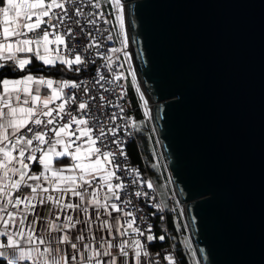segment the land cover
<instances>
[{
    "label": "water",
    "instance_id": "obj_1",
    "mask_svg": "<svg viewBox=\"0 0 264 264\" xmlns=\"http://www.w3.org/2000/svg\"><path fill=\"white\" fill-rule=\"evenodd\" d=\"M117 1L198 264H264V0Z\"/></svg>",
    "mask_w": 264,
    "mask_h": 264
},
{
    "label": "crops",
    "instance_id": "obj_2",
    "mask_svg": "<svg viewBox=\"0 0 264 264\" xmlns=\"http://www.w3.org/2000/svg\"><path fill=\"white\" fill-rule=\"evenodd\" d=\"M44 10L39 1L0 0V24L5 34H14L24 25L26 16L42 15ZM56 41L42 38L33 58L38 62L34 69L40 64L55 65L61 71L58 75L32 71L27 66L30 61L20 60L22 69L18 75L0 78V239L8 241L0 246V259L6 264H18L22 258L30 259L32 264H180L173 239L184 226L180 224L181 210H177L179 204L170 191L167 171L157 162L153 146L151 172L133 161L142 168L144 183L155 189L165 209L162 216L153 215L150 252L137 239L123 237L119 232L120 210L107 202L115 192L109 177V156L98 152L89 139L74 144L66 127L60 128L55 143L40 153L34 165L36 171L28 173L32 189L19 191L11 199L28 164L20 154L12 153L8 136L23 124L32 105L49 111L50 103L73 76L61 55L54 52ZM25 47L23 42L0 41V55ZM84 135V130H78L75 138L80 140ZM149 137L152 139L150 134ZM74 158L77 162L73 164ZM93 178L99 179L91 182ZM149 202L150 199L145 202L148 209ZM5 207L6 213L2 211ZM166 214L173 220V233ZM166 239L169 240L165 242ZM167 245L175 252L172 260L160 251Z\"/></svg>",
    "mask_w": 264,
    "mask_h": 264
},
{
    "label": "built area",
    "instance_id": "obj_3",
    "mask_svg": "<svg viewBox=\"0 0 264 264\" xmlns=\"http://www.w3.org/2000/svg\"><path fill=\"white\" fill-rule=\"evenodd\" d=\"M34 1L44 7L43 14L26 16L17 32L5 34L0 24V41L26 44L25 49L1 54L0 67L20 70L19 61H30L39 52V41L47 37L58 40L54 52L61 55L73 76L50 103L49 111L32 105L23 124L8 136L12 153L20 154L28 164L22 180L11 192V199L19 191L32 189L28 173L36 171L34 165L40 153L54 144L58 130L66 127L74 144L89 139L98 152L109 156L112 165L109 177L115 192L107 202L120 210L119 232L123 237L137 239L150 252L153 215L162 216L165 209L155 189L144 183L139 165L128 156L127 144L135 137V111L127 98L126 70L130 72L131 65L122 61V25L120 28L112 17L113 10H103L101 0ZM78 130L85 132L80 140L75 138ZM76 162V158L72 159L73 164ZM147 199L150 210L145 204ZM2 211L6 213V207ZM6 244V238L0 239V246ZM160 251L168 260L175 258L170 245L161 247ZM18 264L32 262L22 258Z\"/></svg>",
    "mask_w": 264,
    "mask_h": 264
},
{
    "label": "trees",
    "instance_id": "obj_4",
    "mask_svg": "<svg viewBox=\"0 0 264 264\" xmlns=\"http://www.w3.org/2000/svg\"><path fill=\"white\" fill-rule=\"evenodd\" d=\"M102 8L104 11H106L107 9H109L110 11L111 9L109 8V4L105 6L103 5V3H102ZM36 65H38V62L34 58H31L30 62L27 64L28 68L31 67L32 71H44L46 73H51L55 75H58L61 72L58 67L56 68L55 65L49 66V65L40 64L41 65L40 67H38L37 69H34ZM20 71L21 69L17 71H11L8 67H0V78L3 76L18 75ZM126 85H127V91H128L127 98L129 99V101L132 104V107L134 108L135 119H139L142 116V110L140 108L139 98L128 76L126 77ZM153 144H154L153 140L150 139L149 137V132L146 130H138V129L135 130V137L132 140H130L127 144V149H128L131 161L138 162L140 165H143V167H145V169H148L150 172L154 169V166H152L153 164H151L152 154L150 150ZM140 169L142 170V168ZM154 218L155 216L153 217V219ZM166 221L168 222V225H170L169 226L170 231L172 230V233H173L174 225L172 223L173 220L171 218V215L166 214ZM154 225H155V221H154ZM167 240L169 239H166L164 241L167 242ZM174 248H175L177 257L179 258L180 264H190L188 261V256L182 249L179 242L177 241V238L174 240ZM0 264H6V262L0 259Z\"/></svg>",
    "mask_w": 264,
    "mask_h": 264
},
{
    "label": "rangeland",
    "instance_id": "obj_5",
    "mask_svg": "<svg viewBox=\"0 0 264 264\" xmlns=\"http://www.w3.org/2000/svg\"><path fill=\"white\" fill-rule=\"evenodd\" d=\"M101 2L105 6L107 4H109V8H111L110 11L113 10V12L111 13L112 17L115 18V20L117 21L120 28L122 25L121 33H120V38H121L120 49H121L122 56H123L122 61L127 63V64H130L131 60L129 57V50H128L127 40H126V36H125L126 28L124 27L125 26V17L123 15V10L121 9L120 13L119 12L117 13V11H116L117 10V4H119L117 0H101ZM106 11H109V9H107ZM131 64H132V62H131ZM132 68H133V64H132ZM132 70L133 69H131L130 72H128V70H126L127 71L126 75L129 77L130 82H132L133 88H135V91H136L137 96L139 98L140 108L142 110V116L139 119H135V121H134L135 130L136 129L146 130L149 132V134L153 140V143H154L153 144L154 153H155L154 156L156 157L157 162L160 164V166L163 168V170L165 169L164 172H166V168L163 164L162 157H161V154L159 151L158 142H157V139L155 138L150 111L146 110L144 98L141 95L140 90H139V88L135 82V78L133 77L134 71H132ZM155 166L158 168L157 164ZM165 174H167V173H165ZM166 179H167V176H166ZM163 186L166 187L165 184H163ZM168 187L170 188V185ZM171 190L172 189L170 188V191ZM171 193L174 196L173 191H171ZM179 207H180V204H179ZM179 207L177 208V210L180 212L181 207L180 208ZM179 216H180V220H181L180 224H183L184 226L182 228H179L177 241L181 245L184 252L187 254L190 262L192 264H198L197 258H196L195 252L192 248L191 240H190L189 234L187 232L186 225L184 223V219H183L181 213H179ZM175 239L176 238H174L173 240H175Z\"/></svg>",
    "mask_w": 264,
    "mask_h": 264
},
{
    "label": "bare ground",
    "instance_id": "obj_6",
    "mask_svg": "<svg viewBox=\"0 0 264 264\" xmlns=\"http://www.w3.org/2000/svg\"><path fill=\"white\" fill-rule=\"evenodd\" d=\"M118 3L119 4H117V13L119 12L120 13V11H121V9L123 10V7H122V3L121 2H119L118 1ZM123 15H124V10H123ZM125 28H126V26H124ZM126 31H127V28H126ZM126 33V32H125ZM132 62V61H131ZM131 62H130V65H131V69H133L132 71H134V66H133V68H132V64H131ZM139 87V86H138ZM139 90H140V93H141V95L143 96V93H142V89L139 87ZM144 98V97H143ZM129 155V154H128ZM142 171V170H141ZM142 173H143V171H142ZM181 207V206H180Z\"/></svg>",
    "mask_w": 264,
    "mask_h": 264
}]
</instances>
